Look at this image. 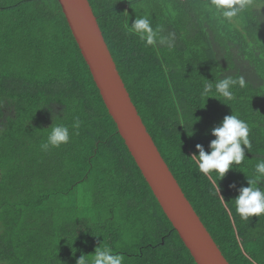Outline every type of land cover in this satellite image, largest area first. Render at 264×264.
Returning a JSON list of instances; mask_svg holds the SVG:
<instances>
[{
	"label": "trees",
	"instance_id": "obj_1",
	"mask_svg": "<svg viewBox=\"0 0 264 264\" xmlns=\"http://www.w3.org/2000/svg\"><path fill=\"white\" fill-rule=\"evenodd\" d=\"M89 1L134 105L223 255L264 264V214L243 220L234 203L264 159V0L231 24L207 0ZM141 14L159 28L155 46L123 27ZM224 76L246 81L233 100L201 95ZM232 113L248 123L251 149L223 179L206 177L195 146L208 151L211 129ZM53 123L68 125L70 140L43 151ZM100 245L123 264H196L118 133L59 1L0 0V262L76 264Z\"/></svg>",
	"mask_w": 264,
	"mask_h": 264
},
{
	"label": "water",
	"instance_id": "obj_2",
	"mask_svg": "<svg viewBox=\"0 0 264 264\" xmlns=\"http://www.w3.org/2000/svg\"><path fill=\"white\" fill-rule=\"evenodd\" d=\"M58 1L118 133L196 264H230L186 197L143 122L90 1Z\"/></svg>",
	"mask_w": 264,
	"mask_h": 264
},
{
	"label": "clouds",
	"instance_id": "obj_3",
	"mask_svg": "<svg viewBox=\"0 0 264 264\" xmlns=\"http://www.w3.org/2000/svg\"><path fill=\"white\" fill-rule=\"evenodd\" d=\"M251 3L252 0H207L204 8L212 13L219 23L231 24L234 18H237ZM123 27L127 33L138 36L145 46H155L158 42L159 28L154 29L148 14L136 15L131 25L126 20ZM236 85L245 87V79L242 76L239 78L224 76L215 82L214 90L211 81L205 83L201 95L231 101L235 98L233 88ZM80 125L79 118H75L71 125L72 134H78ZM249 133L250 128L245 120L234 113L226 115L211 129V135L215 138L209 142V150L206 151L201 144L195 146L198 154L194 153L191 158L198 171L206 177L211 178L215 174L219 180L223 179L233 165H240L245 160V150L251 149L252 146ZM69 140V126L53 123L46 141L40 147L43 151H47L67 144ZM246 178L248 186L239 187L238 195L234 198L236 212L243 220L264 214V159L259 160L253 174ZM213 182L215 184V180ZM230 187L236 188V185L232 184ZM123 261V255L114 253L107 245H100L96 247L94 254L81 255L76 260V264H123Z\"/></svg>",
	"mask_w": 264,
	"mask_h": 264
},
{
	"label": "rangeland",
	"instance_id": "obj_4",
	"mask_svg": "<svg viewBox=\"0 0 264 264\" xmlns=\"http://www.w3.org/2000/svg\"><path fill=\"white\" fill-rule=\"evenodd\" d=\"M0 264H4L3 262H0Z\"/></svg>",
	"mask_w": 264,
	"mask_h": 264
}]
</instances>
